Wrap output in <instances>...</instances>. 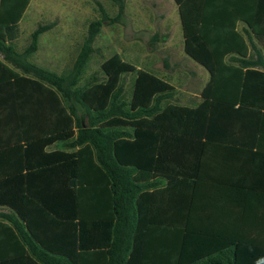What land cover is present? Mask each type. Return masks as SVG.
I'll list each match as a JSON object with an SVG mask.
<instances>
[{"label": "trees", "instance_id": "16d2710c", "mask_svg": "<svg viewBox=\"0 0 264 264\" xmlns=\"http://www.w3.org/2000/svg\"><path fill=\"white\" fill-rule=\"evenodd\" d=\"M32 1L0 0V52L19 70L0 61L9 72L8 79L1 82L14 80L15 85L25 83L45 91L54 103L60 126L56 135L26 148L0 151V161L11 157L3 164L12 168L21 161L28 170L26 175L17 176L16 170H11L12 175L0 176V207L11 211L0 214V226L21 238L23 253L17 264H264V223H256L257 219L264 221V211L249 207L247 224H242L238 197L231 224H144L147 187L134 176L136 172L157 171L165 141L209 138L215 107L234 110L239 103L243 110L247 106V92L256 85L252 75L264 77V73L244 72L248 67L228 66L223 60L230 54L247 56L246 41L236 32L237 22H245L257 36H264L257 32V23L264 20V0L223 3L221 11L228 15L223 22L227 24L222 23L218 32L207 27L214 0H174L185 52L211 75L196 108L168 102L175 90L172 84L138 69L119 54L102 64L104 81L93 77L80 86L99 27H91V36L68 73L58 75L30 63L28 58L38 50L39 37L47 29L33 33L32 44L23 54L16 51L14 43ZM127 74H136L129 100L122 87ZM55 142H67L70 149L78 151L46 153ZM35 155L42 158L37 167L43 168L42 172H34L29 163ZM88 191H94L103 202L101 208H92L93 212L83 205ZM192 198L194 201L195 196ZM65 202L71 203L67 215ZM35 212L43 217L35 220ZM194 216L193 207L186 218ZM50 222L63 227L55 241L44 239ZM65 227L71 233L67 243L63 240ZM94 231L100 232L99 240L85 238Z\"/></svg>", "mask_w": 264, "mask_h": 264}, {"label": "crops", "instance_id": "0c3cea01", "mask_svg": "<svg viewBox=\"0 0 264 264\" xmlns=\"http://www.w3.org/2000/svg\"><path fill=\"white\" fill-rule=\"evenodd\" d=\"M230 1H213V10L209 11L207 15V21L210 22L207 27L210 32L220 31V26L226 22L223 21L228 15L221 11V7L223 3ZM170 2L178 10V20L183 34L179 7L174 0H170ZM235 28L236 32L243 35L246 41L247 56L230 54L224 58L223 64L248 67L244 69V72L249 69L264 73V36H257L243 21L237 22ZM257 30L264 35L262 32L264 20L257 23ZM240 48L245 50L242 46ZM181 51L182 57L197 67L194 73L186 74V80L204 82L203 87L199 93L184 91V95L182 94L180 98L182 103H171V100L168 102L196 108L203 101L202 93L210 81L211 75L200 63L186 54L184 34ZM32 56H29V62ZM0 61L19 72L14 65L5 60L1 52ZM220 63L222 62H218V64ZM154 75L172 84L170 79ZM8 77L9 72L0 66V151L16 147L26 148L41 139L56 135L60 125H57V113L54 103L51 104L49 95L32 85L25 83L15 85L14 80L1 82ZM228 78L226 75L223 76L225 80ZM251 80H256V85L247 92L249 103L243 110L239 103L236 104L234 110L215 107L213 118L209 123V138L187 139L181 143H173V141L166 143L165 141L162 144L163 157L157 166V171L134 174L137 182L147 187L146 216L142 219L144 224H152V222L177 226L187 223L197 225L231 224L236 216L234 212L238 208V197L241 210L239 219L242 224H247L249 207L257 211H264V83H259L264 81V77L256 74L252 75ZM174 89L172 94H175V98L178 88L174 87ZM57 150L73 153L78 151V148L73 150L68 147L67 142H55L45 151L51 153ZM10 158L6 157L1 160L8 162ZM16 158L14 160H18ZM41 159V156L38 155L29 159V163L35 169L34 172H42L43 168H37L40 167ZM2 161H0V176L12 175L11 170H16L17 176L28 173L21 161H16L17 164L12 168L3 164ZM5 169L9 170L8 174L3 173H7ZM180 171L183 174H180ZM169 177H172V180H169ZM254 195H256L255 198ZM192 196H195L194 201ZM83 200L85 202L83 205L91 212L94 211L92 208L103 206V202L97 198L94 191L85 193ZM191 205L192 207L189 208ZM193 207L194 219L186 218L187 212L191 211ZM64 209L65 215L70 214L71 203L65 202ZM0 214H11V211L8 208L0 207ZM87 216L89 217L91 214ZM38 217H43V215L35 212L33 218L36 220ZM44 218L49 221L46 216ZM258 222L264 223L257 219L256 223ZM57 226L56 223L50 222L47 227L49 229L44 232V239L57 240L56 236L60 233L57 231L63 228L61 225ZM16 234L18 236L15 237L0 226V263L17 264L18 259L20 260L23 251L19 249L21 248V243H19L21 238L18 233ZM99 234L98 231H94L90 235L86 233L85 238L99 240ZM70 237L71 233L67 232L65 227L63 232L65 243L70 241ZM64 249L66 250L67 247L65 246Z\"/></svg>", "mask_w": 264, "mask_h": 264}, {"label": "rangeland", "instance_id": "374dc122", "mask_svg": "<svg viewBox=\"0 0 264 264\" xmlns=\"http://www.w3.org/2000/svg\"><path fill=\"white\" fill-rule=\"evenodd\" d=\"M178 19V10L170 0H33L19 25L14 46L23 53L32 44L33 33L47 29L40 35L30 62L62 75L74 67L91 36V27H99L80 86L93 77L104 81L102 64L119 54L138 69L170 79L178 88L170 102L182 103L184 91L199 93L204 82L186 80V74L194 73L197 67L182 57L183 34ZM135 78L136 74L123 77L127 100L131 99Z\"/></svg>", "mask_w": 264, "mask_h": 264}]
</instances>
